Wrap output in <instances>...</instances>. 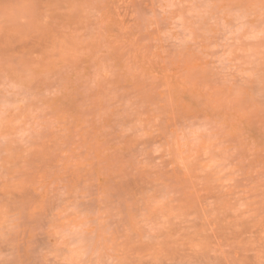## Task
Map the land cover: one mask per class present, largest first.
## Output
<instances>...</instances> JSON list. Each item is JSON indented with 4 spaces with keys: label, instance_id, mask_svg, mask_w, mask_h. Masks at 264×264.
Returning a JSON list of instances; mask_svg holds the SVG:
<instances>
[{
    "label": "clouds",
    "instance_id": "obj_1",
    "mask_svg": "<svg viewBox=\"0 0 264 264\" xmlns=\"http://www.w3.org/2000/svg\"><path fill=\"white\" fill-rule=\"evenodd\" d=\"M34 37L59 55L21 54ZM162 76L173 77L163 98L138 91ZM73 92L85 116L74 132L54 111ZM257 117L264 132V0H0V264H264V164L226 207L208 205L202 229L166 175L168 162L192 169L214 144L224 165L239 151L264 155L246 133ZM94 126L114 130L115 146L88 143ZM69 135L87 153L82 171L47 164L68 156ZM133 179L142 187L117 194Z\"/></svg>",
    "mask_w": 264,
    "mask_h": 264
},
{
    "label": "rangeland",
    "instance_id": "obj_2",
    "mask_svg": "<svg viewBox=\"0 0 264 264\" xmlns=\"http://www.w3.org/2000/svg\"><path fill=\"white\" fill-rule=\"evenodd\" d=\"M118 27L113 26V31H118ZM53 41L48 37H34L33 39L25 42L18 51L29 57L37 58L38 62H44L51 59L53 56L59 55L51 51L53 47ZM58 46V45H57ZM81 66H88L87 58L81 61ZM174 72L177 70H173ZM58 81L51 80L47 85L42 84L38 81L36 84L37 88L47 86L49 88H55ZM173 77L162 76L153 85L151 82H144L138 87V91L149 90L153 93L152 99L158 100L165 96L167 90L172 87ZM167 86V87H166ZM81 97L73 92L58 97L55 100L54 111L58 117L66 120L71 125V130L74 132L75 128L85 120V116L79 110V104ZM194 110H198V105L193 104ZM195 114V111L192 113ZM93 119L95 114L92 113ZM104 128L111 129V122L108 121L103 126ZM99 133V135H97ZM246 133L251 141H254L259 145L264 141V132L261 130L259 118L250 120L246 125ZM51 137L49 136V139ZM118 137L115 136L114 130L104 131L101 127H93L92 132L89 134L88 143H92L93 140L98 141L101 145L115 146V141ZM151 143V141H149ZM231 145L238 143L237 137H231L229 140ZM80 141H77L75 135H69L64 139L63 151L68 152V156H63L62 153H55L49 156L47 164L50 168L59 166V162L62 160L65 164H80L81 171L83 166L87 165V160L84 157L87 155L86 152H78L77 145ZM55 141L49 145L54 147ZM207 151V155L203 152ZM249 153L246 151H239L235 155L228 159L226 165L217 163L222 161L224 158V152L220 144H214L211 146H205L201 149L200 155L197 157L196 163L192 169H188L184 160H173L167 164V173L169 179L178 181L182 185V191L185 195L182 198V205L186 209L187 214L195 216L196 220L190 225L196 229H202L206 227L205 215L208 205L211 204L213 207L219 209L226 207L232 199L244 192L245 189L249 188L250 185L257 182L258 177L249 174V170L259 168L261 164H264V155L256 153L252 158H249ZM96 165H93L95 168ZM232 168H238L242 176L239 180L233 181V172L230 171ZM205 169L206 171H201ZM115 180L114 177L109 178L103 183H112ZM204 181L205 183H201ZM211 181V183H208ZM140 185V181L133 179L127 183H117L115 187L117 194L122 190L136 189ZM142 187V185H140ZM31 194L30 190L29 193ZM243 199V197H241ZM231 218V213H228L224 217L219 218L220 224L223 223L224 219ZM127 223V222H126ZM251 230V227L246 223L244 229L240 233L243 235ZM179 231V228L176 229ZM213 234H209V239H212ZM225 233L219 230L215 233V239L223 240ZM215 242V241H213ZM140 253V258L147 260L149 249L145 247L138 248L136 250ZM252 258L249 257V260Z\"/></svg>",
    "mask_w": 264,
    "mask_h": 264
}]
</instances>
